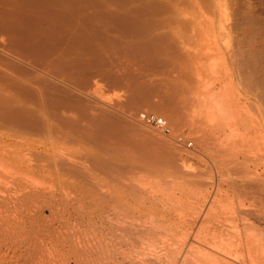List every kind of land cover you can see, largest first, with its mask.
I'll list each match as a JSON object with an SVG mask.
<instances>
[{
    "label": "bare ground",
    "instance_id": "6f19581e",
    "mask_svg": "<svg viewBox=\"0 0 264 264\" xmlns=\"http://www.w3.org/2000/svg\"><path fill=\"white\" fill-rule=\"evenodd\" d=\"M164 1L159 14L160 0H0V264H264V122L234 97L214 111L188 86L174 98L172 84L147 85L155 71L147 81L136 61L189 27L187 8ZM169 103L172 125L197 134L207 181L181 148L126 129L131 110ZM199 185L206 205L180 208Z\"/></svg>",
    "mask_w": 264,
    "mask_h": 264
},
{
    "label": "rangeland",
    "instance_id": "374dc122",
    "mask_svg": "<svg viewBox=\"0 0 264 264\" xmlns=\"http://www.w3.org/2000/svg\"><path fill=\"white\" fill-rule=\"evenodd\" d=\"M160 1H161L160 2L161 6H164V5L166 6V4H167L166 1H164V0H160ZM163 2H164V4H162ZM174 2H177L178 6H182L179 8H183V7L187 8V10L184 9L186 11L180 9L181 12L184 11L185 14H183L179 18L184 23L190 21L191 23H193V24L195 23V24L191 26V23L189 22V27H188V25H186L188 23H185L184 24L185 26L184 25L181 26V28L184 27L185 31H183L184 29H181L180 27H176L175 30H172L171 32L163 30V29H162L163 30V32H162V30L159 29L157 31L159 34L164 35V33L169 32L171 34L170 38L171 37H172L171 39L174 38L173 40L169 39V41L175 42V43L164 42V44L168 43V46L166 44L165 45L168 47L169 50L166 49L167 47L164 44H163L164 47H163V45L161 48L158 47L159 49L163 48L162 49L163 51L157 50V49H154V50L152 49L151 51H154V52H152L154 56L151 58L150 62H152V64L150 65V67H149L150 62H148V60L150 58H147V59L145 58L149 55H146V53L142 54L143 57L145 55L144 60H143L144 62L139 61L138 60L139 55H136L137 58L133 59V61L135 62V60H138L136 62H140L141 64L143 63L142 64L143 66L142 65H140V66L142 68L144 67L142 74L144 75L143 77L147 78L146 79L147 81L152 76V74L154 73L152 70L155 71V74H153L154 78L151 77L149 79L150 84L148 81L147 85L151 86L152 85L151 83H154L153 85L156 87L158 86L157 89H159V86H162L164 83H165V85L166 84H168V85L172 84L171 88H169L170 86L168 87L170 90L166 87L168 92H166L165 87L164 88L160 87V90H162V88H163V91H165L168 96H172L173 93L176 95L177 94L176 89H178V88L184 89L188 86V89H189V87L191 88L188 90L189 91L188 95L191 93L190 95H191V97H193V99L196 96V97H199L198 101H201L200 99L204 100L203 103L201 101L202 104H204V102L206 101L205 102L206 105L205 104L201 105L202 108L205 109L207 107H209V108L211 107L210 109H212V110L214 109V111L218 109L215 107L221 106L220 104H224L225 101L227 103L233 101V97H234L235 99H237L236 100L237 104H235L236 106H234V107H233L234 104L232 105L233 110H236L237 108H239L241 110V112L239 109H238V112L241 113L242 116H244V114L246 113L245 117H247V115L249 114L248 117H250V115L252 116V118L255 117L254 121L264 122V0H178V1L173 0V3ZM180 2H181V4H180ZM160 3H158V4H160ZM157 6H160V5H157ZM175 6H176V3H175ZM157 8H159V7H157ZM159 9H157L159 12L161 11V13H159V14H163V13H165V11H163V9L165 10L166 7L165 8L160 7ZM158 11H155V13ZM162 11H163V13H162ZM205 13H207V14H205ZM187 14L189 16H187ZM159 18L161 19L160 16L157 18L152 16L149 19L150 20L152 19L151 21L154 22L155 20L158 21ZM191 18H193V19H191ZM187 19H188V21H187ZM201 19H202V21H201ZM199 20L202 24L199 22ZM205 23H207V24L205 25ZM190 26L193 29L192 28L190 29ZM206 27H207V29H205ZM199 28H200V30H199ZM192 30H194V31H192ZM197 30H199V32ZM194 34H196V35L194 36ZM190 35H192V36H190ZM178 41H180L181 43L179 42V44H182L183 46L179 45ZM187 42H188V44H187ZM169 44H171L173 47ZM164 50H165V52H164ZM157 52H158V54H157ZM161 52H162V55H161ZM155 55L158 56V57L156 56V59H160L164 63L167 62L166 63L167 65L162 64L163 62L161 61V63L157 66L158 62L155 59ZM204 55H205V57H204ZM129 56L133 57L132 54L131 55L129 54ZM129 56L127 57L129 59L124 58V61H128L129 64H131L133 61ZM143 57L140 56V59L142 60ZM153 59H155L156 61ZM213 60L215 61V63ZM134 62L131 65L134 64L133 65L134 68L137 66L136 68L138 69L139 68L138 65L140 63L137 64L136 62L135 63ZM156 62H157V64H156ZM144 65L145 66L147 65V67H149V68L145 67ZM162 65H164V67ZM152 66H154L155 68H152ZM213 67H216V69ZM220 67H221V69H220ZM166 70H167V72H166ZM174 70H175V72H174ZM156 71H158L159 73L157 72V74H156ZM145 72L148 74H145ZM181 72L183 73V76H182ZM179 73H181V75H178ZM184 74H188L186 76L190 77V79L188 77H187L188 79H186V76ZM166 75H168V76H166ZM180 77L181 78L183 77V79H180ZM184 77H185V79H184ZM196 78H198V79H196ZM186 80L187 81L190 80V81L187 82ZM192 80H193V82H192ZM156 81H158L159 84H157ZM162 82H163V84H162ZM168 85H166V86H168ZM221 89H222V91H221ZM218 91H220V92H218ZM229 91L233 96L229 93ZM119 92H117V91H114V92L113 91H111V92L106 91V92H104L105 94H103L102 101L107 103V104H113V102L118 100V97L120 95ZM178 92H179V90H178ZM216 92H217V94H216ZM221 93H222V95H220ZM117 95H118V97H117ZM155 95L154 94H153V96L151 95L150 98H151V100H154L155 103H158L156 101H159L162 98H160L158 95H156V96ZM175 95H173L174 98H175ZM228 95L232 96V97H228ZM154 97H156V98H154ZM211 97H212V99H210V101H208L209 98H211ZM222 98H224L225 100L223 101ZM227 99L229 101H227ZM217 101H219V103ZM221 101H223V102H221ZM175 102H177V103L176 104L171 103V104H174L176 106L179 103L178 101H175ZM171 104L169 103V105L168 104H167V106L165 105L164 106L165 109H163V108L158 109L156 111V113H155L156 109H152L151 106H149V105H145V106L143 105V106H141V108L138 107L139 109L136 108L138 111L136 109H133V111L131 110L132 114L129 115L130 118L128 117L130 120L127 119L129 121V124L126 126L127 127L126 129H128L130 131L137 132V134H139L140 139H145L148 141L150 140V142H154V139H155L156 143L159 142L162 145L165 144L166 147L169 146L168 148L170 150L173 149L174 152H177L179 150V148H181L182 150L184 149L183 151L180 149V151H178L177 153L180 154L182 152L181 154L183 155V157L188 160V165H190V167L193 165L192 167L194 168V170H196V171L197 170H203L205 175H203L202 180L207 181V179H208L207 174H206L207 173L206 172L207 166H206V164H204L207 161V155L205 154V151L202 148H199L201 146L198 145V142H197L198 140H196L197 134L196 135L192 134L193 133L192 129L190 130V128L186 127V126L176 128L172 125L170 120H168L169 119V118H167L168 117V114H167L168 108L172 109L171 107H173V110L176 109L175 106H173ZM199 104H200V102H199ZM224 105L230 107V104L229 105L224 104ZM179 106H181V105L178 104V106H176V107L178 108ZM197 106L199 107V105H197ZM166 107H167V109H166ZM198 107H197V110H198ZM105 108H107V107H105ZM165 110H167V111H165ZM173 110H170V111H173ZM206 112H208V111H206ZM206 112H204L202 109L201 113H204L203 115L206 116L207 115ZM140 114L155 115L156 117H161L167 122L168 128L166 130H162L161 128H159L155 125L149 124L146 121H145V123H142V122L138 121V117H137ZM131 116H133V117H131ZM226 122H228L227 119H226ZM172 138H173V140H172ZM206 152H207V150H206ZM192 155H194V156H192ZM198 156H200V158L202 157L203 160L206 157V159H205L206 161H204V163H202L203 162L202 158L200 160V158H198ZM192 167H191V170H192ZM204 169H205V171H204ZM201 186H204V185H199V186L192 188V190L194 191L192 193H194V195L191 194V199H190V197L188 198L189 200L186 197H184L186 199L181 197L186 202L188 200L187 203L189 204V207H191V209H188V206H186V203H183L184 206L180 204L179 205L180 208L182 206V207H185L187 210H190L191 212L192 211L198 212L199 210L202 209V207H204V206H202L203 204L206 205L205 199H207V197H206L207 196V193H206L207 192V186H206V189H205V187H201ZM196 194H197V196H196ZM177 196H180V194H178ZM182 199H180V202H182V201L185 202ZM190 202H191V204H190ZM179 206H178V208H179ZM192 208H193V210H192Z\"/></svg>",
    "mask_w": 264,
    "mask_h": 264
},
{
    "label": "built area",
    "instance_id": "2783aa9c",
    "mask_svg": "<svg viewBox=\"0 0 264 264\" xmlns=\"http://www.w3.org/2000/svg\"><path fill=\"white\" fill-rule=\"evenodd\" d=\"M143 120L149 124L155 125L160 128L165 126V122L162 121L163 119L162 118L159 119L155 116H149V115L143 114Z\"/></svg>",
    "mask_w": 264,
    "mask_h": 264
}]
</instances>
